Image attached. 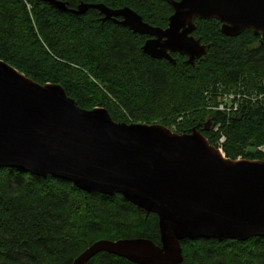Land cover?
Segmentation results:
<instances>
[{"label":"trees","instance_id":"16d2710c","mask_svg":"<svg viewBox=\"0 0 264 264\" xmlns=\"http://www.w3.org/2000/svg\"><path fill=\"white\" fill-rule=\"evenodd\" d=\"M130 8L166 29L167 0H57ZM97 10L77 16L42 0H0V61L41 85L61 86L85 110L105 108L114 121L159 124L215 145L226 136L228 159L264 161V42L252 30L231 37L219 20L196 18L192 36L208 46L195 65L143 52L149 36L135 34ZM234 94L238 110H217ZM227 104V103H226ZM208 122L220 132L205 131ZM255 148L253 157L249 149ZM144 238L161 246L159 218L122 195L90 194L72 182L0 168V264H74L95 243ZM182 264H264V238L181 242ZM88 264H135L100 253Z\"/></svg>","mask_w":264,"mask_h":264},{"label":"water","instance_id":"95a60500","mask_svg":"<svg viewBox=\"0 0 264 264\" xmlns=\"http://www.w3.org/2000/svg\"><path fill=\"white\" fill-rule=\"evenodd\" d=\"M42 1L77 16L97 10L104 22L149 36L144 54L174 64L173 52L191 65L208 53L192 36L196 18L219 20L231 37L252 30L264 42V0H167L174 13L166 29L127 7ZM249 151L253 157L256 149ZM0 168L66 179L90 194H119L147 217L158 216L161 246L144 238L103 240L74 264L100 253L135 264H182L185 240L264 238V161L223 159L198 129L180 135L159 124L116 122L105 108L82 109L61 86L41 85L3 61Z\"/></svg>","mask_w":264,"mask_h":264},{"label":"built area","instance_id":"2783aa9c","mask_svg":"<svg viewBox=\"0 0 264 264\" xmlns=\"http://www.w3.org/2000/svg\"><path fill=\"white\" fill-rule=\"evenodd\" d=\"M235 96L236 95H234L233 93L226 96V98H224L223 102L220 101V105L217 108V110L222 111V112L227 111L228 113H231V111H234V112L237 111L238 110V103L235 100ZM215 132H220V126L215 127ZM216 143H218L217 149L221 150L224 153V155L226 156L225 147H224L226 144V136H224L221 133V137ZM260 151L264 153V148H260Z\"/></svg>","mask_w":264,"mask_h":264},{"label":"flooded vegetation","instance_id":"af4514ba","mask_svg":"<svg viewBox=\"0 0 264 264\" xmlns=\"http://www.w3.org/2000/svg\"><path fill=\"white\" fill-rule=\"evenodd\" d=\"M149 40V39H148ZM147 40V41H148ZM146 41V42H147ZM171 54V56H172V54L173 55H175V56H177V55H180V56H184V57H186L187 58V60H186V62L188 63V61L190 60V58H189V56H187V55H183V54H180L179 52H173V53H170ZM174 59V58H173ZM189 64V63H188Z\"/></svg>","mask_w":264,"mask_h":264},{"label":"bare ground","instance_id":"6f19581e","mask_svg":"<svg viewBox=\"0 0 264 264\" xmlns=\"http://www.w3.org/2000/svg\"><path fill=\"white\" fill-rule=\"evenodd\" d=\"M83 4H85V3H83ZM216 150L218 151V153L221 155V157H222L223 159H228V158L224 155V153H223L221 150H219V149H217V148H216Z\"/></svg>","mask_w":264,"mask_h":264},{"label":"rangeland","instance_id":"374dc122","mask_svg":"<svg viewBox=\"0 0 264 264\" xmlns=\"http://www.w3.org/2000/svg\"><path fill=\"white\" fill-rule=\"evenodd\" d=\"M170 129V128H169ZM172 132H174L175 133V131H176V128H173V129H170ZM199 131V130H198ZM215 146L218 148V143H216L215 144ZM261 152V151H260ZM225 153H226V151H225Z\"/></svg>","mask_w":264,"mask_h":264}]
</instances>
